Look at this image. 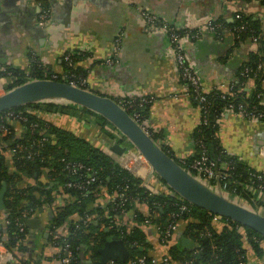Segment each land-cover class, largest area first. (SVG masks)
<instances>
[{
  "label": "crops",
  "instance_id": "0c3cea01",
  "mask_svg": "<svg viewBox=\"0 0 264 264\" xmlns=\"http://www.w3.org/2000/svg\"><path fill=\"white\" fill-rule=\"evenodd\" d=\"M44 1L49 15L46 24L40 26L37 17L42 0H0V67L28 73L35 60L58 74L64 71L65 54H83L76 64L85 71L86 89L113 98L140 95L152 98L143 119L145 128L148 134L159 135V143L175 159H185L195 153L194 132L200 122L199 109L185 94V84L180 80L173 56L168 51L167 36L160 29L148 26L141 12H153L180 30L185 27L191 29L208 18L229 24L234 9L264 22V7L255 0H237L234 3L230 0ZM181 48L204 89L222 91L227 90L229 84L238 82L241 76L239 69L253 50L249 40H237L229 30L219 34L203 31L197 38L183 39ZM110 57L113 62L108 64L106 59ZM6 82V78L0 77V92ZM240 86V91L248 95L256 84L250 77L242 80ZM259 91L264 102V79L260 80ZM44 116L48 123L92 141L106 153H110L109 148L114 143L125 144L119 141V133L100 130L73 116L54 113ZM12 124L15 125V135H21L20 125L17 122ZM218 125L216 136L228 154L255 170H264V158L260 155L264 147L260 144L264 141V122L224 112ZM3 147L6 150H2ZM3 147L0 153L4 157V166L8 173H12L13 155L7 146ZM36 181L55 186L43 174H24L19 184L32 185ZM58 192L51 206L31 209L22 220L26 229L23 245L29 264H62L60 247L50 241L53 232L50 218L53 209L58 211L73 199L64 192ZM109 202V195L101 192L94 196L89 206L105 207ZM137 208L144 214L148 213L145 204H139ZM3 210L4 207L0 209V225L6 224ZM119 213L116 216L118 221L128 226L134 224L130 212ZM79 218L74 213L70 220ZM212 225L216 231L223 226L221 221H212ZM184 228V221L178 220L171 233V244L181 245L180 236ZM142 229L152 246L150 256L156 262V258L165 255L168 245L161 242L158 230L149 226H142ZM56 232L65 234L66 226ZM8 251L3 244L0 245V264L14 263L4 254ZM9 253L13 258L14 252ZM87 260L90 259L84 257L83 263L90 264ZM245 264H264V260L249 251Z\"/></svg>",
  "mask_w": 264,
  "mask_h": 264
},
{
  "label": "trees",
  "instance_id": "16d2710c",
  "mask_svg": "<svg viewBox=\"0 0 264 264\" xmlns=\"http://www.w3.org/2000/svg\"><path fill=\"white\" fill-rule=\"evenodd\" d=\"M249 1L251 0H244V2ZM255 1L264 7V0ZM41 3L44 6L47 5L44 0ZM242 22L248 24L250 32L242 33L237 40H248L251 34L257 35L259 38L256 51H251L248 54V59L239 69L242 72L245 67H248L250 72L247 75H241L238 82L232 83L231 91L225 93L222 90H217L213 91L214 94H207L213 105L207 115L208 122L206 125H198L194 132L195 153L185 159L186 163H190L198 156L200 149L197 146V141H202L210 158L216 160L218 165L224 162L230 166V171L221 180L222 183H226V187L223 189L225 194L230 198L242 200L248 206L260 208L264 204V170H255L237 157L228 154L216 136L219 119L230 102H240L248 111L264 113V103L261 101L259 91L260 80L264 79V22L259 18H252L251 15H244ZM69 56L72 66L68 67L63 61L64 70L70 69L76 76L85 78L84 69L76 64L83 54L70 52ZM51 74L52 72L46 65L35 60L28 73L10 67H0V77L7 80L6 91L29 80L49 79ZM250 77L254 79L256 87L246 95L240 91V83ZM221 94L225 95L224 99L220 97ZM146 109L147 105L143 107L131 105L126 109V112L130 116L133 113H138L141 116L140 122H144ZM36 111L48 114H65L73 116L85 124H92L100 130L117 131L104 117L72 103H30L0 113V121L7 128L4 132L0 131V136L2 140L11 141L9 146L21 143L26 150L35 152L38 149L37 140L42 138L43 134L47 135L46 139L42 140L39 153H35L31 159L25 157L26 151L12 157L14 169L12 173H8L4 166L2 152L0 153V188L5 183L3 211L7 222L5 225H0V241L10 252H14L16 261L11 264H29L25 254L26 248L23 245L26 229L23 224L22 227L17 225L22 211L45 205L51 206L59 189L62 190L59 192H64L73 199L71 203L64 205L58 211L53 209L50 218L53 230L50 236L51 243L60 247L61 257L64 256L65 245L72 253L69 262L62 264H84V257L90 259V264H100L97 250L103 245L108 235L119 237L129 251L126 260L115 259L114 264H127L128 260L138 257L145 258V264H238L241 260L245 264L249 251L256 258L264 260V238L252 229L222 217L220 220L223 224L222 229L216 231L212 225L213 215L211 213L184 201L169 190L162 181L167 189L165 192H158L155 189L150 191L146 187L139 186L141 181L122 168L99 146L94 145L92 141L77 137L64 128L48 123L41 115H36ZM7 112H21L26 118L25 121H17L23 131L21 135H15V125L12 124L13 121L6 118ZM261 121H264V117ZM35 123L37 126L33 127L32 125ZM149 135L170 155L167 149L159 143L160 137L157 133ZM111 137L113 136L111 135ZM119 141L125 142L126 138L120 134ZM2 150H6V147H3ZM3 152L5 153V151ZM76 165L82 167L73 174L68 173L67 166ZM182 166L190 173L196 174L187 165ZM24 174L46 175L49 180L54 182L55 186L51 187L49 182L41 183L39 181L32 185L20 186L19 182ZM90 178L95 180L85 183ZM67 182L82 183L84 188L66 187L65 183ZM94 192L97 194L102 192L107 195L112 192H125L127 201L124 211L132 214L134 225L128 226L126 223L118 221L116 216L120 214V208L116 207L113 202H109L105 207L97 205L90 207L89 203L94 201ZM139 204H145L154 213H142L137 208ZM181 205L188 208L187 211L179 213L178 218L184 221L185 228L182 235L194 243L191 248L171 244V235L165 240H161L163 227L174 219L173 214L179 212ZM74 213L80 216L78 220H70ZM85 214L91 216L88 222H84ZM147 218L152 223L161 225V229L158 231L160 240L168 245L165 255L156 258L155 263L150 262L153 258L150 256L152 246L141 226V223ZM115 221H117L116 224ZM62 226H66L65 234L57 233L56 230ZM164 256L168 258L166 263L162 260Z\"/></svg>",
  "mask_w": 264,
  "mask_h": 264
},
{
  "label": "built area",
  "instance_id": "2783aa9c",
  "mask_svg": "<svg viewBox=\"0 0 264 264\" xmlns=\"http://www.w3.org/2000/svg\"><path fill=\"white\" fill-rule=\"evenodd\" d=\"M237 0H230V2H236ZM242 10L234 9L233 12V18L232 21L229 24H225L219 20L208 18L203 23H199L195 25L193 28H182L177 29L174 27L171 23L167 22L166 20L160 18L157 14L150 12V11H142L141 16L145 20L148 26L150 27H156L160 29L168 38V51L171 53L174 59L175 67L178 72L180 80L185 84L186 87V96H188L189 99H191L198 107L199 114H200V122L199 124L206 125L207 124V115L209 114L210 110L212 109L211 99L209 97L210 93H215L213 91H217L218 89H210L206 90L201 84V81L196 73V70L194 69L191 62L188 60L187 56L184 54L181 48V41L185 38H197L203 31H209L212 33L219 34L223 30H229L231 34L234 36L235 39L240 38L241 34L244 32L249 31L250 29L248 27V24L245 22H242L244 14ZM48 8L40 5V11L37 17V22L40 26H44L46 24V21L48 19ZM231 24V25H230ZM248 40L250 41L251 45L253 46V51H256L257 46L259 44V38L257 35L251 34L248 37ZM70 53H67L64 55V61L65 64L69 67L72 66V62L70 59ZM113 59L110 57L106 59V63H112ZM259 68V67H258ZM250 70L248 67H245L243 71L241 72V75H244L249 73ZM264 76V73H263ZM51 79L64 81L66 83H69L74 86L86 88V80L85 78H80L79 76H76L74 73L71 72L70 69L64 70L61 73H52L50 76ZM233 88V84H229L227 87V90H223V92H229ZM220 91V89L218 90ZM209 93V95H207ZM259 95V94H258ZM111 97V96H110ZM220 97L222 99L225 98L224 94H221ZM113 98V97H112ZM124 110L129 108L131 105H137L138 107H143L144 105H148L152 102V98L146 97V96H123L120 98H113ZM264 103V102H263ZM224 112H230L234 113L236 115H240L242 117H245L247 119H251L254 121L264 122L261 121L264 117V113L262 111H248L246 107L240 103H233L230 102L227 105V108ZM36 115H41L42 117H45L44 115H48V113L36 111ZM131 117L140 124L147 132V129L145 128L146 125L144 122H140L141 116L138 113H133ZM6 118L9 121L17 122V121H25V117L21 112H7ZM18 123V122H17ZM37 126V123L32 125ZM6 125L0 121V131L4 132L6 131ZM113 133L117 131H112ZM148 133V132H147ZM47 135L43 134V137L37 140V150L35 152L26 150L25 147L21 145V143H11V141L8 140H2L0 136V149L3 146H7L8 150H10L11 154L14 156L17 153L24 152L25 157L27 159H31L33 155L36 153H39V147L42 145V140L46 139ZM126 147V152L123 154V157L121 158L122 165L121 167L128 170L134 177H137L141 182L139 186L146 187L148 190L153 191L154 189L158 192H161V190L158 189V187H165L161 180L156 175L155 171L149 166L147 161L144 159V157L135 149L131 147V145L128 143V141H125V144L123 145ZM197 146L200 149L198 156L194 158L190 163H186V159H176L180 165H187L189 168L195 171V175L199 177L201 180L209 183L210 185L214 186L218 184L221 188V190L224 192L223 189L226 187L225 182H221L225 178V175L230 171V166L228 163H221L217 164L218 162L212 158L209 157L206 146L203 144L202 141H197ZM260 155L264 158V147L262 146V149L260 150ZM81 165L76 166H67L68 173L73 174L77 169H80ZM143 170V171H142ZM138 176H141L142 179ZM147 177V178H146ZM94 178L88 179L85 183H91L94 181ZM66 187H76L78 189H83L84 186L82 183H75V182H67L65 183ZM225 194V192H224ZM94 196L97 195V192L93 193ZM110 202H113V204L116 207H119V211H124V206L126 205L127 201V195L125 192H112L109 195ZM237 201H240L243 203L242 200H239L237 198H234ZM261 212L264 213V204L262 207L258 208ZM188 208L185 205H181L179 207V212L176 214H173L174 219L168 223L166 226L163 227L162 230V240H165L167 237H169L176 229V223L179 220L178 216L179 213L183 211H187ZM31 209H25L22 211L21 216L19 220H17V225L19 227H22V219L26 217ZM154 213L150 208H148V213L150 214ZM147 213V214H148ZM213 215L212 221H220L222 217L219 215ZM84 222H88L91 219V216H88L87 214L83 217ZM7 223V222H6ZM117 221H115V224ZM134 225V224H133ZM141 226H149L152 227L155 230L160 231L161 225L160 224H154L150 221V219H144V221L141 223ZM2 242L0 241V245ZM5 247V246H4ZM64 256L61 258L62 263H68L72 253L68 249L67 245H65L64 249ZM6 256H8V259L15 262V257H11L9 251L4 252ZM167 257H163V262H167ZM3 260L4 257H3ZM151 263H155L154 259L150 260ZM145 258L138 257L135 259H130L127 261V264H145ZM6 264V263H4ZM105 264H114V260L110 259ZM238 264H244L242 260Z\"/></svg>",
  "mask_w": 264,
  "mask_h": 264
},
{
  "label": "water",
  "instance_id": "95a60500",
  "mask_svg": "<svg viewBox=\"0 0 264 264\" xmlns=\"http://www.w3.org/2000/svg\"><path fill=\"white\" fill-rule=\"evenodd\" d=\"M30 103H72L104 117L119 134L126 138L131 147L144 157L158 178L174 194L211 214L248 227L264 238L263 212L257 207L248 206L228 197L218 184L214 187L186 170L174 157L164 151L112 97L60 80L33 79L0 95V113ZM260 144L264 145V141ZM109 151L110 153H105L121 166V158L126 152V147L114 143ZM113 152L118 157H115ZM158 189L162 192L167 190L162 186ZM5 191L6 185L3 183L0 188V209L4 207ZM105 231L108 230L105 229ZM180 244L185 248H191L194 245L192 240L183 235L180 236ZM97 252L100 264H105L110 259L126 260L129 256L126 245L115 235H108ZM86 262L89 263L90 260Z\"/></svg>",
  "mask_w": 264,
  "mask_h": 264
},
{
  "label": "rangeland",
  "instance_id": "374dc122",
  "mask_svg": "<svg viewBox=\"0 0 264 264\" xmlns=\"http://www.w3.org/2000/svg\"><path fill=\"white\" fill-rule=\"evenodd\" d=\"M7 83L3 84V91L0 92V95L3 94L6 90H5V86H6Z\"/></svg>",
  "mask_w": 264,
  "mask_h": 264
}]
</instances>
